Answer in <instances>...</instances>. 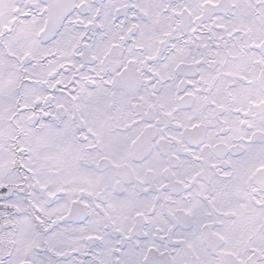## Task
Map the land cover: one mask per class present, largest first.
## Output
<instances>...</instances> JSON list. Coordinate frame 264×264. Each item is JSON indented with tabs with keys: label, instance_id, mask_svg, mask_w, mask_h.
Listing matches in <instances>:
<instances>
[{
	"label": "snow or ice",
	"instance_id": "obj_1",
	"mask_svg": "<svg viewBox=\"0 0 264 264\" xmlns=\"http://www.w3.org/2000/svg\"><path fill=\"white\" fill-rule=\"evenodd\" d=\"M0 264H264V0H0Z\"/></svg>",
	"mask_w": 264,
	"mask_h": 264
}]
</instances>
